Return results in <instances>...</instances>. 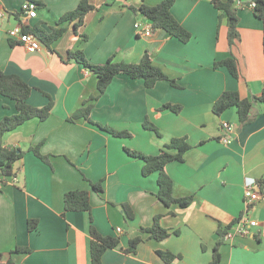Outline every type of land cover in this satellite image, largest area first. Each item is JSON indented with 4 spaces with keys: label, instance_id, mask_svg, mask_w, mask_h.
I'll return each mask as SVG.
<instances>
[{
    "label": "crops",
    "instance_id": "1",
    "mask_svg": "<svg viewBox=\"0 0 264 264\" xmlns=\"http://www.w3.org/2000/svg\"><path fill=\"white\" fill-rule=\"evenodd\" d=\"M26 1L0 0V71L19 76L32 88L29 105L52 107L46 120L31 119L4 136L5 147L24 155L14 164L16 176L0 182V253L9 256L16 247H26L29 253L11 254L15 264H90L93 226L101 236L120 239L118 247L104 253L103 264H166L157 251L179 255L172 264H208L218 231L225 230L232 238L220 246L219 264H264V190L259 189L263 197L248 214L258 225L247 234L234 227L244 211L245 183L264 178V105L254 106L256 117L246 125L238 124L233 107L220 116L212 113L224 91L253 100L264 90L263 22L251 8L238 10L239 40L229 47L226 21L209 0H174L171 14L191 35L186 43L163 30L138 34L135 24L147 21L131 7H152L163 0H88L95 9L77 33L65 24L50 47L40 43L38 51L30 52L11 40L8 31L26 23L48 32L80 0H36L43 7L28 20L20 14ZM77 50L95 65L109 58L136 64L147 53L179 87L158 81L146 88L141 80L117 75L99 95L96 76L66 58ZM230 56L238 62V80L214 67ZM164 104L180 110H160ZM87 105L92 106L90 122L68 121ZM14 113V101L0 96V120ZM146 120L159 135L144 129ZM223 121L234 128L228 144L219 141ZM98 125L131 137H114ZM174 138H185L190 145L183 162L165 167L173 197H191L185 208L160 202L157 173L144 177L143 161L129 154L155 156ZM99 181L101 195L89 184ZM75 190L90 192V213L64 212L63 196ZM122 204L130 207L133 219L126 218ZM156 216L170 234L162 241L147 239L140 231L152 226ZM28 220L37 222L33 231L27 230ZM135 237L143 239L136 252L124 253Z\"/></svg>",
    "mask_w": 264,
    "mask_h": 264
},
{
    "label": "trees",
    "instance_id": "2",
    "mask_svg": "<svg viewBox=\"0 0 264 264\" xmlns=\"http://www.w3.org/2000/svg\"><path fill=\"white\" fill-rule=\"evenodd\" d=\"M33 2L37 8H42L43 4L36 0H28ZM210 3L218 10L219 18L225 19L227 25V42L229 47L234 46L239 40L238 32V10L242 8H251L254 16L263 22L262 31V52L264 58V0H209ZM174 0H163L159 4L149 7L140 5L138 8L131 7L132 11L140 14L145 21L150 23L152 33L157 30H163L170 36L178 39L182 43L189 41L191 35L184 29L172 16L171 8ZM95 7L88 0H80L76 8L61 16L54 27H50L49 31L35 25L30 28L26 23H22V31L34 35L40 43L46 47L59 39L65 32V24H72L74 32L83 26L84 19L87 13L94 10ZM85 38V37H84ZM67 60H74L76 63L82 65L90 73L97 78V89L99 95L103 94L114 77L117 75H126L133 80H141L146 88H152L158 81H168L171 86L178 88L179 86L174 80L169 79L164 72L158 67L154 66L147 53H144L140 61L136 64H127L116 62L113 58H109L103 64H91L80 50L67 53ZM215 68H225L228 73L235 79H240V70L237 60L230 56L229 58L217 61L214 63ZM32 92V88L24 82L17 75H7L0 71V96L8 98L15 103V113L10 116H5L0 120V182H5L16 176L14 172V164L19 161L24 152L18 148H7L3 144L4 136L24 124L31 119L39 121L46 120L51 111L52 104L42 108L32 107L28 104V99ZM256 104L264 105V90L260 97L253 98V100L242 99L235 91H224L212 106V113L220 116L227 109L235 108L238 117L239 125H246L251 123L256 114L253 108ZM92 106H83L77 110L68 121H75L84 118L89 121L90 111ZM169 109L174 113H178L180 107L170 104H164L160 110ZM90 122V121H89ZM101 130H104L114 137H131L128 132H119L109 127L98 125ZM146 130L154 132L159 135L157 128L149 123L147 120L143 123ZM190 149V145L185 138H174L155 156H143L137 152H129L132 157L143 161L142 175L144 177L157 173V199L165 206L177 204L185 208L191 202V197L176 199L172 195V181L165 173V167L171 162H183L185 153ZM31 151L36 157L45 163L48 158L39 153L38 148H32ZM91 191L96 194L103 193L102 181L93 183L89 182ZM259 189L264 190V178L257 181ZM64 212H89L91 211L90 192L86 190L68 191L63 196ZM121 208L127 219H133V212L126 204H122ZM159 216L154 218L153 224L147 228H140L142 234L147 235V239H154L162 241L170 234L163 229L159 224ZM37 226L35 220L27 221V230L33 231ZM177 234V232H174ZM225 230L218 231V240L213 247L212 259L208 264L220 263L219 248L224 241ZM143 239L135 237L130 239L129 245L123 250L124 253H135L136 248ZM120 242L119 237L101 236L93 226H90V264H103L102 257L108 250L118 247ZM30 250L26 247H16L9 256L0 253V264H15L11 259V254L15 253H29ZM159 258L166 264H172L174 261L180 259L179 255H175L169 251H157Z\"/></svg>",
    "mask_w": 264,
    "mask_h": 264
},
{
    "label": "built area",
    "instance_id": "3",
    "mask_svg": "<svg viewBox=\"0 0 264 264\" xmlns=\"http://www.w3.org/2000/svg\"><path fill=\"white\" fill-rule=\"evenodd\" d=\"M20 14L24 16L23 19H34L37 15V6L30 1L24 2L20 7ZM2 13L0 12V17ZM135 28L139 35L149 36L151 31L150 23L147 22L145 26L141 24H135ZM8 37L14 40L16 43L24 46L28 51L34 52L40 49L39 40L30 33H25L22 31L21 26H16L8 31ZM264 86V83H263ZM222 135L219 141L223 144H228L232 140V134L234 132L233 126L226 121L220 124ZM263 197V193L259 190L258 184L254 180H250L244 185V211L234 222V227L236 232L241 234H247L250 228L256 227L258 225L257 220H254L248 216L250 209L254 204ZM120 230L118 229L117 232ZM232 238V234L227 233L224 235V240Z\"/></svg>",
    "mask_w": 264,
    "mask_h": 264
}]
</instances>
